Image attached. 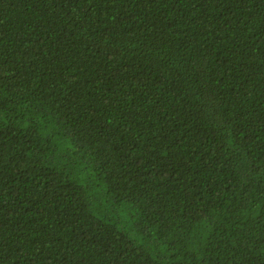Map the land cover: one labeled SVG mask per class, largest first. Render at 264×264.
Wrapping results in <instances>:
<instances>
[{"label":"trees","instance_id":"obj_1","mask_svg":"<svg viewBox=\"0 0 264 264\" xmlns=\"http://www.w3.org/2000/svg\"><path fill=\"white\" fill-rule=\"evenodd\" d=\"M0 264H264V0H0Z\"/></svg>","mask_w":264,"mask_h":264}]
</instances>
